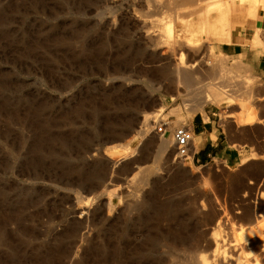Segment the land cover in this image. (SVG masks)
Instances as JSON below:
<instances>
[{"label":"rangeland","instance_id":"obj_1","mask_svg":"<svg viewBox=\"0 0 264 264\" xmlns=\"http://www.w3.org/2000/svg\"><path fill=\"white\" fill-rule=\"evenodd\" d=\"M214 1L0 0V264L198 263L210 250L190 252L191 242L218 220L231 251L260 229L264 154L243 163L254 150L241 146L197 162L180 159L175 145L159 159L171 134L154 122L146 139L136 133L161 107L171 130L194 127L204 108L183 120L171 109L205 104L212 87L227 91L222 57L193 25ZM243 5L258 12L264 46V3ZM122 35L131 43L121 45ZM182 57L205 84L199 99L178 83ZM252 77L238 99L250 113ZM240 115L221 110L224 122L240 124ZM243 243L225 264L240 250L264 264L263 241Z\"/></svg>","mask_w":264,"mask_h":264},{"label":"crops","instance_id":"obj_2","mask_svg":"<svg viewBox=\"0 0 264 264\" xmlns=\"http://www.w3.org/2000/svg\"><path fill=\"white\" fill-rule=\"evenodd\" d=\"M262 17L264 18L263 15ZM260 22L258 12L251 8H244V5L233 6L228 0H218L206 9L201 24H193L194 27L202 28L205 40L219 54L233 55L242 62L233 64L230 57L219 60L227 91L223 92L225 98L222 99L211 94L213 99L205 100L203 104L207 117L202 112L195 117V143L199 144V149L193 152V159L197 162H208L213 158L225 159L228 155L242 153L241 146L247 151L253 149V152L264 154V55L261 51L263 48L254 47L255 30ZM262 22L264 25V20ZM254 72L257 77L253 87L257 119L240 124L235 120L222 121L223 108H229L237 114L250 115V111H245L238 103L242 92L232 93L229 88L231 85L246 83L252 88ZM229 100L231 103L227 102ZM251 159L253 158L249 160Z\"/></svg>","mask_w":264,"mask_h":264},{"label":"bare ground","instance_id":"obj_3","mask_svg":"<svg viewBox=\"0 0 264 264\" xmlns=\"http://www.w3.org/2000/svg\"><path fill=\"white\" fill-rule=\"evenodd\" d=\"M185 2H197L199 0H183ZM233 6H240L243 4H246L247 2H259V3H264V0H228ZM181 13V12H180ZM182 15V18H184L185 16L188 15V12H182L180 14V16ZM262 33L261 30H258L255 33V41H257V43H259L261 45V42L263 43L262 40ZM118 41L120 42L121 45H128L131 42L127 39L124 38V36H120L118 37ZM162 39H159V42H162ZM165 42V41H163ZM168 42V41H167ZM162 43H158L157 45H160ZM168 44V43H167ZM190 48H193V46L187 45ZM261 47L263 48L264 51V46L261 45ZM105 50V48H101L100 52H103ZM135 57H138V55H140L142 53L141 49H138L137 51H134ZM175 54V53H174ZM222 58L223 57H230L232 58V63L233 64H241L242 62L239 61L236 57H234L233 55H224V54H219ZM183 56V54H182ZM131 60H133L132 57H130ZM116 63L113 61V65H111V67H115ZM175 68H176V72L178 74V83L182 84L185 87L188 88H192L191 90V95H195L198 99L201 95V92L203 90V87L205 86V84L202 82V80H200L199 78H197L195 76V73L193 72L192 68L188 67V65L186 63H184V58L182 57V59L179 62L175 63ZM160 72L162 75H169V71L168 69L164 68V69H160ZM217 79V77H216ZM230 92L235 93V92H243V93H249L250 90V85L249 84H235V85H231L229 88ZM211 94L214 95L216 98L218 99H222L224 97L223 92L221 91V87H212L211 89ZM225 98V97H224ZM186 111H184L182 109V106H175L171 109L170 113L175 114L178 116V120H183V118L185 117V112H189V113H197L198 111L202 110L203 105L200 103H197V105L195 104H190V103H186ZM163 111V107H161L160 109H158V111H154L153 113H145L144 115V121L142 123V125L140 126V128L136 131V133L138 134V136L141 139H146L149 136V127L150 124L152 122H154L155 125H159V123L162 122V120L160 119V112ZM252 121L256 120V113L255 111H252L250 113V115H246V114H241L240 115V119L243 122H248V119H252ZM166 120L170 121V118H165ZM164 119V120H165ZM185 125V124H183ZM121 136V135H120ZM196 137H194V140L192 142V147H191V153L185 157V159H193V152L197 151L199 149V144H197V142L195 143V139ZM176 145L175 143V139H172V141L169 142V145L167 147V149L162 148L161 146L159 147L158 151H157V158L161 159L166 155V152L168 149H172L174 148ZM194 149V150H193ZM114 152H118L116 151V149H112L110 151V153H108V156L113 157L114 156ZM124 157L127 156L126 153H121ZM256 152H252L251 156L246 157L245 159H243V163L247 162L250 158H254L256 157ZM189 164V162L187 163ZM186 164V165H187ZM99 167V163L97 164ZM101 179L100 176L96 175L94 177H92V179ZM102 194L97 195L96 197H94V200L96 201L99 197H101ZM261 197L264 198V192H262ZM137 207V206H136ZM260 216H263L262 214H260ZM262 225L259 228H250L249 229V233L246 236L245 234H242L241 239H242V243L237 244L233 247V251L236 250L237 248H243L244 243L243 242H248V240L252 237H258V239L263 241V249H264V219L262 220ZM240 231H244L243 228H240ZM249 239H248V238ZM203 240V242H202ZM225 242L226 239L222 234V229H221V224H220V220L217 221L216 226L213 228V231L211 232L210 235L206 236H200L196 239H194L191 242L190 245V252H193L194 250H199V249H208L210 250V255L206 254V255H200L199 258V262L198 263H194V261L190 258L187 259L186 261L183 262V264H225L229 259H231L233 255V251H231L230 249L225 247ZM240 245V246H239ZM239 246V247H238ZM254 255L253 251H249L248 255H246L244 253V251L240 250L239 253H237L236 256V261L234 262V264H250L249 260H248V256ZM254 264H260L259 260L257 259L256 262Z\"/></svg>","mask_w":264,"mask_h":264},{"label":"built area","instance_id":"obj_4","mask_svg":"<svg viewBox=\"0 0 264 264\" xmlns=\"http://www.w3.org/2000/svg\"><path fill=\"white\" fill-rule=\"evenodd\" d=\"M156 130L162 137H166L169 133L171 134L172 139H175L176 149L180 159L187 157L191 153L192 142L196 134L194 127L182 125L171 130L169 128V122L163 120Z\"/></svg>","mask_w":264,"mask_h":264}]
</instances>
